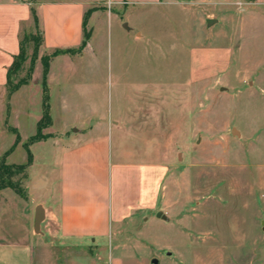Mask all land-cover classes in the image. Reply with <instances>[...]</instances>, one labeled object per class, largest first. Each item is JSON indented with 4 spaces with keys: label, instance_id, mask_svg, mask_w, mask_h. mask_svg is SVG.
Masks as SVG:
<instances>
[{
    "label": "rangeland",
    "instance_id": "obj_1",
    "mask_svg": "<svg viewBox=\"0 0 264 264\" xmlns=\"http://www.w3.org/2000/svg\"><path fill=\"white\" fill-rule=\"evenodd\" d=\"M116 11L132 31L98 21L91 39L98 66H88L86 58L78 65L67 92L61 90L70 106L58 99L50 116L60 130L88 114L129 120L145 110L147 130L141 134L148 141L149 163L162 154L157 214L167 221L155 214L146 225L124 228L97 248L88 242L84 249H52L40 236L44 226L41 232L33 229L26 169L13 171L9 179L27 199L2 189L0 238L10 230L13 210L18 237L35 247L33 264H109L116 255L124 264H152V259L157 264H264V0H149ZM30 35H37L33 20L21 32L27 60L20 78L32 54ZM136 35H142L138 43ZM71 91L77 93L74 99ZM147 93L157 98L137 97ZM34 109L38 118L40 95ZM26 122L24 134L34 131ZM4 128L0 163L14 144L6 135L12 128ZM47 149L30 148L32 174L43 167ZM7 156L8 166L26 163L24 147Z\"/></svg>",
    "mask_w": 264,
    "mask_h": 264
},
{
    "label": "crops",
    "instance_id": "obj_2",
    "mask_svg": "<svg viewBox=\"0 0 264 264\" xmlns=\"http://www.w3.org/2000/svg\"><path fill=\"white\" fill-rule=\"evenodd\" d=\"M148 1L0 0V128L8 126L17 132L20 141L16 147L23 148L36 133L37 123L42 116L41 57L56 49H77L83 40L84 14L94 8L87 21L90 38L83 50L75 54L58 55L49 63L46 82L52 115L55 104L59 105L58 99L62 100L63 107L68 105L65 101L67 93L62 95L61 90L66 89L67 92L69 77L79 72L78 65L86 58L88 66H98L91 41L98 21L108 20L110 25L118 22L123 31L131 32L129 24L122 20L123 14L116 9ZM31 7L36 12L42 45L31 81L8 97L7 70L13 58L19 54L23 27L32 21ZM110 30L112 32V26ZM141 40L142 35H136L133 42ZM76 94L74 91L68 93L73 99ZM149 94L137 97L145 101ZM37 95H40L41 101L38 118L34 113ZM154 95L152 98H157V93ZM129 111L133 116L138 114L136 109ZM144 112L138 115L143 117ZM92 115L88 114L82 119L85 121L70 123L60 130L54 127L51 118V125L44 132L50 137L29 146V150L34 144L49 147L44 154L43 167L35 174L31 172L35 164L31 153L33 161L27 168V191L33 204V223L36 209L40 206L43 211L40 232L44 226V233L41 232L40 236L53 244L52 249H84L89 247L88 242L95 244L92 248H97L111 240L114 234L120 235L124 228H137L146 225L155 214L158 217L157 201L164 167L162 154L159 160L149 163L148 141L146 135L143 137L141 134L147 130V123L142 117L127 120L124 116L108 119L101 116L93 119ZM30 121L34 131L24 134L23 123ZM152 128L157 130V126ZM6 135H12V143L15 142L16 135L13 132ZM3 196V190H0L1 200ZM10 200L13 202L14 198ZM11 215L9 232H1L0 264H33L35 247L30 241L18 237L19 227L17 221L14 225L13 210ZM109 264L124 263L116 255L110 257Z\"/></svg>",
    "mask_w": 264,
    "mask_h": 264
},
{
    "label": "trees",
    "instance_id": "obj_3",
    "mask_svg": "<svg viewBox=\"0 0 264 264\" xmlns=\"http://www.w3.org/2000/svg\"><path fill=\"white\" fill-rule=\"evenodd\" d=\"M31 16L32 20L34 22V27L37 31V35H30L27 39L28 42L33 43V48H32V54L30 56L29 60V66L26 69V73L23 78H20V73L23 71L24 68V63L27 60L26 56V51H25V45L23 41L21 40L20 42V50L19 54L13 58V62L11 66L7 70V81H6V91H7V96L10 97L15 91H17L20 87L27 85L32 78V73L34 70V66L36 63V60L38 58V51L40 46L42 45V34L38 28V19L36 16V12L34 8L31 7ZM94 11V8L89 9L85 12L84 17H83V40L80 44V46L77 49H56L52 51L49 54H46L41 57V64H42V77H41V86H42V116L39 122L37 123V128H36V133L28 139V141L23 145L24 149L26 150L27 153V159L26 163L24 165L20 166H8L4 163V157L7 156L9 151L12 148H15L16 145L20 141V137L17 134L15 130H11L15 135V142L11 146L10 150H8L4 155H3V160L0 163V190L9 188L12 191H14L19 197L23 199H27V195L25 193V190L21 188L20 185L14 184L11 182L9 179L10 174L15 171H25L32 163L33 158L32 154L29 150V146L32 145L33 143L40 142L42 140H45L50 137V135L43 134V130L50 127L51 125V116H50V106H49V91L47 87V74L49 70V63L53 57H56L58 55L62 54H75L79 53L83 50V48L86 46L89 38H90V31L87 30V21L90 16V14Z\"/></svg>",
    "mask_w": 264,
    "mask_h": 264
},
{
    "label": "water",
    "instance_id": "obj_4",
    "mask_svg": "<svg viewBox=\"0 0 264 264\" xmlns=\"http://www.w3.org/2000/svg\"><path fill=\"white\" fill-rule=\"evenodd\" d=\"M157 216L160 217L162 220L167 221L166 217L160 216V214H158ZM42 220H43V211H42V208L40 206H38L36 209V212H35V217H34V228H35V230L39 229ZM166 255H168V253H166ZM151 263L157 264V260L152 259Z\"/></svg>",
    "mask_w": 264,
    "mask_h": 264
}]
</instances>
